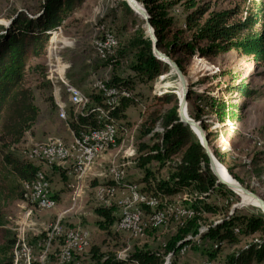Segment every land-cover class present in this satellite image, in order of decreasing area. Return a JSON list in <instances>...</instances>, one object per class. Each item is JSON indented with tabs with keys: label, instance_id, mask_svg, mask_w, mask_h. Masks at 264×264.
<instances>
[{
	"label": "rangeland",
	"instance_id": "rangeland-1",
	"mask_svg": "<svg viewBox=\"0 0 264 264\" xmlns=\"http://www.w3.org/2000/svg\"><path fill=\"white\" fill-rule=\"evenodd\" d=\"M42 1L0 0V33H2V28H9L11 26L15 13L24 12L29 16L37 14ZM124 1L89 0L81 11L72 15L64 23L61 27V33L51 34L45 56L39 61L47 68V73H49L47 52L51 44V49L56 44L58 48L63 47L61 50H64L61 51L58 49L57 56L58 61H60V68L66 66V80L68 82L71 81L86 95L92 92L96 94L93 87L96 81L108 82L113 76L117 75H120L124 80L134 78L135 74L128 69L125 61L130 60V58L123 59L120 51L124 48L128 40L136 34L138 29L144 28L146 30V28L145 24L141 25V22L134 21L126 13V5L124 4L126 1ZM201 1L210 3L218 11L231 10L239 6L242 12L239 18H243L248 9L253 7L256 9L258 6L264 8V0ZM173 16L177 19L179 25H183L185 14L181 8H177ZM103 26L121 42L114 53V56L118 53V56L123 62L119 68L105 65L104 62L106 61H101L96 51L95 43L101 39V28ZM177 59L183 60L185 68L184 75L192 91L191 102L188 104V115L191 119H194L193 117L196 113V101L203 94L213 96L216 99L224 98L225 100H232L234 103L244 107L241 113L242 119L238 123L228 122L226 125H221L216 116L211 115L208 111L202 114L203 121L209 127L208 131H206L207 134H211L210 150L216 160L221 163L230 181L238 187L237 183L233 181L235 179L248 191L264 199V66L256 65L251 57L238 51H233L212 59L198 60L201 58H194L190 61H185L183 57H178ZM232 77L240 78L245 85H248L250 89L254 90V96L251 99L241 100L237 95L228 93L226 91L227 88L234 85L231 80ZM33 82L32 80V84ZM134 84L130 89L131 91L127 90L131 96L130 98L133 96L134 100L125 110V115L118 120V123L111 117V120L119 129V140H117L114 146L109 147L103 153L104 155L102 154L101 157L97 158V161L95 160L91 173L79 179L74 175V180H72V176H68L63 171V168L69 167L68 164L70 162L67 165H50L45 162H37V166H43L41 171L47 175L50 181L51 195L53 197L56 194L53 191L51 173L55 167L59 169L57 173L58 183L56 185L65 189L66 193L63 196L66 201L64 200V203L58 204L56 199L55 207L52 210H39L34 208L35 210L33 209L32 211L28 225L32 227L33 224H37V231L29 230L28 239L32 234L42 233L39 237H45V226L48 224L52 225L58 220L63 227L62 229L66 232L71 231V229L85 230L89 233L88 246L75 257L76 262L71 264H76L78 261L82 262L80 264H93L95 261L92 258L93 253L97 255L113 254L117 257L118 253L124 251L126 252V256L123 260L128 256H133L137 252H152L163 256L165 259L164 264H216L218 261L224 262L228 254L243 250L248 244L259 241L260 235H242L239 238L241 241L238 245L235 247L224 245L220 252L217 253L216 261L211 262L204 252L210 248L216 249V247L211 246L213 242L200 241L198 243L201 237L200 235L196 237L189 236L188 240H191L192 244L187 247L184 253L180 251L176 256L166 254L167 249L165 247L169 245L168 242L171 239L173 240L178 228L183 224L175 213L180 209L189 207V204L200 197L195 191L191 193H180L175 196H166L163 201L158 199L159 205L157 206V213L158 210L159 213H166L169 210L174 211V213L168 215L165 223L160 227H153L151 219L154 213L150 207H144V219H142V222L143 227H148V229L140 232L139 236L118 231L117 223L108 230H102L99 227L98 221H102L103 219L98 216L95 211L96 209L105 208L107 210L112 208L114 211L113 214L118 219L123 210L124 201L131 195L129 190L136 188L140 194L141 189L148 185L144 183L145 168L139 167L137 161L140 156L147 154L149 151V148H143L145 146H153L157 139H151L147 135L144 137L143 129L144 127L147 129L151 120L158 116L160 110L167 109V107H162L155 100V97H162L171 92L175 94L179 80L176 73L170 68L169 72L157 80L150 83H138L136 81ZM51 93L55 101V109L45 101V98L39 92L35 94V103L41 109V115L37 122V127L34 128L35 131H31L30 135L34 138H40L48 134L49 131H46L47 127L53 128V132L55 133L52 134H58L60 133L59 131L64 129L66 136L53 135L52 137H58V141L69 146L72 143L71 133L65 120L60 115L57 99L53 93V86L51 87ZM60 97L65 109L70 111L73 107L69 104L67 96L63 91L60 93L59 99ZM67 117L69 121V116ZM81 118L85 117L82 116ZM79 123L80 120L77 125ZM42 124H45L44 128L41 127ZM30 139L31 137L27 136L22 144L16 148L21 160L23 159L22 152L24 150L22 145ZM32 141L34 142L33 139ZM100 163L101 173L98 176L97 168ZM147 168H150L152 170L150 173H153V179L151 178L153 181L152 186H155L157 181L162 180L168 171L167 167L160 169L158 163L154 162L149 164ZM49 170L51 171L50 173L48 172ZM114 170L117 171V174L112 172ZM96 177L98 179L94 180ZM216 180L218 182L217 178ZM142 195L147 196L143 193ZM78 199L82 200V205L77 207L75 211H72V213L77 214L68 220L72 224H77L76 226L71 223L70 225L67 223L64 224V221L60 217L56 219V214L61 212L60 210L66 208L65 210L67 211L75 205ZM121 200L123 201L119 202ZM204 200L206 204L219 208L220 213L217 215H204L201 223V234H204L205 230H209L210 226H215L233 213H236L238 216L247 217L263 214L262 209L255 203L239 198L229 188L210 190L208 197ZM68 201L73 203V205L71 206ZM0 206L7 228L14 234V244L11 252L13 262V250L19 241L20 224L25 216L26 209L24 208L22 200L7 199L6 196L0 197ZM140 207V205H137L136 209ZM41 214L47 215H43L41 218L39 217ZM16 237L18 238L16 239ZM34 241L32 240V243ZM62 244V237L57 238L53 242L51 249L48 250L52 254L47 253L48 260L45 261V264H56L55 254ZM41 250L39 248L36 250V255H34L37 261L34 264H39L38 257L43 253ZM1 254H4V250L0 247V258L3 257ZM125 264L139 263L133 261L126 262Z\"/></svg>",
	"mask_w": 264,
	"mask_h": 264
},
{
	"label": "trees",
	"instance_id": "trees-1",
	"mask_svg": "<svg viewBox=\"0 0 264 264\" xmlns=\"http://www.w3.org/2000/svg\"><path fill=\"white\" fill-rule=\"evenodd\" d=\"M88 1L43 0L37 14L29 16L27 13L17 12L13 16L11 26L2 28L0 33V197L6 196L7 199L24 201L22 185L30 184L36 173L43 169V166H37V163L22 161L16 150L40 118L41 109L35 103V94L39 92L53 109L56 106L51 93L53 85L49 73L39 61L45 56L50 33L61 28L72 15L81 11ZM125 1L126 13L134 21L144 25V20L127 4L128 0ZM137 1L145 6L150 16V24L158 39V50L174 60L183 73H185L183 60H178V57H183L185 61L194 58L204 60L233 51L251 57L256 65L264 66V8L262 6L248 9L244 17L239 18L242 14L239 6L231 10L218 11L210 3L201 0ZM177 8H181L185 14L183 25H179L173 16ZM117 41L119 45L121 42L119 39ZM120 55L123 59L130 58L125 61L128 69L135 76L128 80L122 79L120 75L113 76L106 84L121 90L131 91L136 81L150 83L157 80L171 68L155 56L152 40L147 36L144 28L138 29L136 34L128 40L120 51ZM104 64L119 68L123 62L117 53ZM231 80L234 85L227 88L228 93L237 95L241 100L251 99L254 96V90L245 85L240 78L232 77ZM95 93L87 94L91 105L102 107L107 114V122L113 124L115 123L111 117L118 123L134 100L133 96L122 98L119 105L109 108L104 103L103 97L96 91ZM191 98L190 89L188 104ZM60 100L62 102L61 97ZM155 100L167 109L160 110L147 129L142 128L144 137L147 135L151 139L156 138L157 141L151 147L145 146L143 149L149 148L148 153L140 156L137 161L139 167L145 168L144 183L148 184L141 189V192L160 201H163L166 196L192 191L200 196L189 204L195 213L194 217L178 228L173 240L171 239L168 242L169 245L165 247L166 254L176 256L183 248L192 244L191 240H188L189 236L200 235L198 243L211 241L213 242L211 246L216 247L215 250L210 248L204 252L209 261L214 262L217 253L224 245L235 247L240 243L239 238L242 235H260L259 241L248 244L243 250L228 254L224 262L218 261L216 264H262L264 262V214L247 217L233 213L215 226H210L204 234L200 233L204 215L220 213L219 208L206 204L204 199L208 197L210 190L228 187L217 182L199 138L190 126L180 121L179 99L176 94L171 92L162 97H155ZM243 108L232 100L216 99L203 94L196 101V113L193 118L205 131H208L209 127L202 116L205 111L216 116L219 124L226 125L228 122H240ZM73 110L74 107L70 111L66 110V119L68 121L67 116H69L68 124L76 134H79L84 126L98 128L103 125V121H99L95 114L81 119L82 116H80V123L77 125ZM94 118H97L99 123H96ZM157 125L162 127L160 133L155 132ZM210 137L211 134H208L209 144ZM153 162L158 163L160 169L168 168L166 176L157 181L155 186H152L153 173H150L152 170L147 168ZM53 170L54 174L59 172L56 167ZM53 198L56 200L58 197ZM95 211L103 219V222L98 221L102 230L110 229L119 221L120 216L116 219L112 208L107 210L98 208ZM13 244L14 234L7 228L0 206V247L4 250L0 264L13 263L11 255ZM92 258L95 260L93 264H125L133 261L139 264H164L165 261L163 256L152 252H137L124 261L117 259L113 254L93 253Z\"/></svg>",
	"mask_w": 264,
	"mask_h": 264
},
{
	"label": "bare ground",
	"instance_id": "bare-ground-1",
	"mask_svg": "<svg viewBox=\"0 0 264 264\" xmlns=\"http://www.w3.org/2000/svg\"><path fill=\"white\" fill-rule=\"evenodd\" d=\"M127 4L134 10L135 14L139 16L138 12L134 8V3L132 0H128ZM101 43H110V46L108 44H101L100 45V53L102 55V58L99 56L101 61H107L109 57L113 56L116 49L118 48V42L117 39L113 36V34L104 26L101 28ZM61 33V28H57L54 31H52L50 34H58ZM99 41V40H98ZM97 41V42H98ZM97 42L95 43V48L98 53V47ZM52 44L47 52V59L49 67V78L53 85V93L55 98L57 99V106L59 108V112L61 117L65 120L66 124L69 127L71 137H72V143L69 146H65V151L62 153H54V154H46V153H40L38 150H33L34 142L28 141L27 143H23L24 150L22 152L23 161L26 162H45L47 164H66L68 162H71V160L74 159L76 152L78 156H84V161L77 168L76 171H74V175L78 176L79 178L89 174L93 170V164L95 160L108 150L109 147H112L116 144L119 136V129L118 127L113 123H108V117L105 112V110L102 107H94V109H88L87 105H91V101L89 97L83 93L81 89L76 87L75 85L69 83L65 78V72H66V66H62L60 68V64L58 61L57 51L58 49L61 50L60 47L58 48L57 45H54V48L51 49ZM64 51V50H61ZM60 52V51H59ZM59 55V54H58ZM67 74V73H66ZM56 82V83H55ZM94 90L100 94L103 99L104 103L109 107H114L117 105L118 102V95L119 101L122 98H129L130 94L125 91L118 89L114 86H108L106 82H100L96 81L93 85ZM64 92L67 96V99L69 101V104L74 107V121L78 123L79 117H89L91 115H96L98 120L103 121V125L94 128V131L91 126L87 125L84 126L83 129L79 132V134H76L71 127L68 124V121L66 119V109L64 107V103H62L59 99V95L61 92ZM177 92L182 97V89L181 86L178 84ZM186 116L188 115V109L186 111ZM162 130V127L157 125L155 132L160 133ZM94 133H104L100 134V139H96L94 137ZM113 137H115L113 139ZM26 139V138H25ZM104 155V154H103ZM97 161V160H96ZM101 161V160H100ZM70 167V166H69ZM114 174H117V171H112ZM215 172L218 176V179L226 182L229 185V189L239 196V198H243L245 201H250L252 203H255L259 208V204L252 200L251 198H248L241 190H238L227 176L225 170L223 169L222 165L216 160L215 162ZM72 173V170H71ZM24 190V203L26 204V213L25 216L20 224V235H19V241L16 243V247L13 250V263L12 264H34L37 261V258H35V252L39 248L43 253L39 259V264H45V261L47 259V253L48 250L51 249L53 242L57 240V238L62 237L63 238V244L59 247V250L55 254V260L56 264H71L74 262V259L77 255L80 254L81 251L85 250V248L88 246V240H89V233L86 232L83 229H76L71 231H64L62 228L61 223L58 221L54 222L51 225L52 233H45V237H33L31 236L29 239V230L31 231L32 227L28 225L29 219L31 217L32 211L34 208L36 209H42V210H52L55 207V200L53 196L51 195V186L50 181L47 177V175L43 171H38L35 175L34 180L30 184H24L23 185ZM131 193V198H127L124 201L123 210L121 212V216H124L127 211L136 209V206H141V199L140 194L137 192L136 188H132L129 190ZM40 196L43 198L40 199ZM146 200L144 201V207H150L154 213V216L151 219L152 225L155 223V217L158 216L157 213V206L159 205V200L155 198H148L147 196ZM187 198V197H186ZM35 210V209H34ZM174 213V211L169 210V212L164 213L162 219H158L156 225H153V227H160L163 225L168 217L169 214ZM182 213L186 214H192L190 217H182ZM194 211L189 208L180 209L175 213L177 218L184 223L188 219L194 217ZM171 216V215H170ZM129 220L134 221V228H142L143 222L137 221V213L136 212H129ZM31 223V222H30ZM69 229V228H68ZM78 234H79V245L78 243ZM18 237H16L17 239ZM32 240H35L34 243H32ZM55 246V245H54ZM75 246H77L75 248ZM182 250H187V247L183 248ZM72 252V255L66 254ZM35 254V255H34ZM49 254H52L49 253ZM39 256V255H38ZM49 256V255H48ZM126 256V252H120L117 254V259L123 260ZM124 261V260H123Z\"/></svg>",
	"mask_w": 264,
	"mask_h": 264
},
{
	"label": "water",
	"instance_id": "water-1",
	"mask_svg": "<svg viewBox=\"0 0 264 264\" xmlns=\"http://www.w3.org/2000/svg\"><path fill=\"white\" fill-rule=\"evenodd\" d=\"M132 1L134 3V8L138 12L139 16L145 22L146 32H147L148 37L152 40L153 51H154L155 56L159 60L167 63L172 68V71L174 73H176V75L178 76L179 85L181 86V89H182V97L180 98L178 92H175V94L177 95V97L179 99V111L178 112H179L180 121L182 123H184L185 125L190 126V128L193 130V132L199 138L200 143L204 147L205 153L209 158L211 170H212L213 174L216 176V178L218 179V176L215 172L216 158L214 157V155L212 154V152L210 150L207 132L202 128L200 123L196 122L194 119H191L189 116H186V111L188 109V98H189V93H190V87L188 84V80H187L186 76L184 75V73L182 72V70L180 69V67L178 66V64L174 60H172L169 56L163 54L162 52H160L158 50V46H157L158 39H157V36H156L154 29L152 28V26L150 24V16H149L145 6L141 3H139L137 0H132ZM233 181H235L237 183V185H238L237 189L238 190H241L248 198H251L252 200L256 201L259 204V206L261 207L262 212L264 214V199H262L260 196H258L256 194H253L252 192L248 191L246 188H244L242 185H240L235 179H233ZM218 182L221 184H224L228 188H230L226 182H224L220 179H218Z\"/></svg>",
	"mask_w": 264,
	"mask_h": 264
},
{
	"label": "built area",
	"instance_id": "built-area-1",
	"mask_svg": "<svg viewBox=\"0 0 264 264\" xmlns=\"http://www.w3.org/2000/svg\"><path fill=\"white\" fill-rule=\"evenodd\" d=\"M101 44H108L110 46V43H101L100 40L97 42L98 56L102 58V55L100 53ZM119 96L120 95H118L117 105H119ZM88 109H94L93 105H87V110ZM94 119L96 120V123H99L97 118H94ZM92 129L94 131L93 127ZM100 134H104V133H94V137L96 139H100ZM114 138L115 137H113V139ZM65 146L66 145L62 144L61 141H58V137L49 136L42 140H35L33 150H38V152L46 153V154H54V153L63 154V152L65 151ZM83 161H84V156H78L76 152L74 159L71 160V162L68 164L70 166V169L72 170V180H74V171H76L77 168L81 166ZM130 198H131V195H130ZM40 199H42V204H44L42 196H40ZM140 199H141V207L139 209H133V210L127 211L124 216H121L119 218V221L117 222L118 231L129 233L130 235H133V236H139L140 232H144L145 230L148 229V227L134 228V221L129 220V212L137 213V221H141V219H144V201L146 200V197H143L142 192H140ZM122 201L123 200L119 202H122ZM191 215L192 214L182 213V217H190ZM162 216H163V213H159V210H158V216L155 217V223L153 225H156L158 219H162ZM44 231L46 233V237H47V233H52L51 224H48L47 226H45ZM79 243L80 241H79V234H78L77 246L79 245ZM77 246H75V248ZM181 252L184 253L185 250H181ZM67 255H72V252L66 254L65 257H67ZM74 262H76L75 259H74Z\"/></svg>",
	"mask_w": 264,
	"mask_h": 264
},
{
	"label": "crops",
	"instance_id": "crops-1",
	"mask_svg": "<svg viewBox=\"0 0 264 264\" xmlns=\"http://www.w3.org/2000/svg\"><path fill=\"white\" fill-rule=\"evenodd\" d=\"M70 83H72L71 81H69ZM73 84V83H72ZM74 85V84H73ZM77 87V86H76ZM35 127H37V124H36V126ZM34 127V128H35ZM41 127H45V124H42V126ZM34 128L31 130V131H33L34 130ZM63 128V127H62ZM49 129V130H48ZM31 131L30 132H28L27 133V135H26V137L27 136H29V137H31V139L30 140H28V141H32V139L35 141V140H42V139H45V138H47V137H49V136H53V135H59V136H66V133H65V130L63 129V130H61V131H59L60 133H58V134H52V133H55V132H53V128H48L47 127V130L46 131H49L48 132V134H46V135H44V136H42V137H40V138H34L33 136H31L30 135V133H31ZM35 131V130H34ZM57 131V130H56ZM102 163V162H101ZM101 163L99 164V166H98V168H97V173H98V176H99V174L101 173ZM63 170L64 171H66L67 172V175L68 176H72V173H71V169H70V167H65V168H63ZM49 173L51 172L50 170L48 171ZM51 176H52V180H53V182H52V185H53V191H54V193L56 194V196L58 197L57 199H58V204H60V203H64L66 200L64 199V196H63V194H65L66 192H65V189L63 188V187H58L56 184L58 183V180H57V173L56 174H54V172L52 171V173H51ZM78 179H79V177L78 176H76ZM71 179V178H70ZM95 179H98V177H96V178H94V180ZM65 200V201H64ZM23 201V200H22ZM68 203H70L69 201H68ZM23 204H24V208L26 209V204L24 203V201H23ZM70 205L72 206L73 205V203H70ZM80 205H82V200L81 199H78L77 201H76V203H75V205L73 206V207H70L67 211L65 210V209H63V210H60L61 212H58L57 214H56V219H57V217H60V218H62V220L64 221V224H69L70 225V223H71V221H68L70 218H72L73 217V215H76L75 213H72V211L74 210H76V208L77 207H79ZM59 206V205H58ZM65 210V212H63ZM43 215H47V214H43ZM42 214L41 215H39V217H41L42 218V216H43ZM79 223H80V221H79ZM72 224V223H71ZM72 225H74V226H76L77 224H75V223H73ZM77 227H79V226H77ZM81 228V227H80ZM31 230H34V231H37V224H33L32 225V229ZM45 232V231H44ZM42 234V233H41ZM41 234H32V239H34V237L36 238V237H39V235H41ZM34 235V236H33ZM12 252V251H11ZM80 263H82V262H80V261H78L76 264H80Z\"/></svg>",
	"mask_w": 264,
	"mask_h": 264
}]
</instances>
